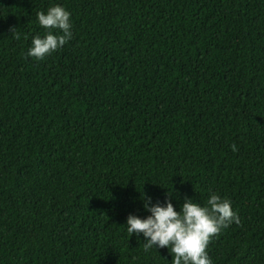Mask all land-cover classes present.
Listing matches in <instances>:
<instances>
[{
    "label": "trees",
    "instance_id": "1",
    "mask_svg": "<svg viewBox=\"0 0 264 264\" xmlns=\"http://www.w3.org/2000/svg\"><path fill=\"white\" fill-rule=\"evenodd\" d=\"M211 192L212 264H264V0H0V264H171L128 215Z\"/></svg>",
    "mask_w": 264,
    "mask_h": 264
},
{
    "label": "clouds",
    "instance_id": "2",
    "mask_svg": "<svg viewBox=\"0 0 264 264\" xmlns=\"http://www.w3.org/2000/svg\"><path fill=\"white\" fill-rule=\"evenodd\" d=\"M70 12L61 5L50 6L47 11L36 13L38 23L47 29L43 37L32 38L27 55L36 60L62 48L72 38ZM14 31V28L12 29ZM55 31V34H54ZM19 39V33H15ZM232 150L237 151L235 144ZM144 207L151 213L147 218L129 214L126 225L130 235L143 233L146 243L144 251L153 246L167 247L172 255L171 264H212L207 248L214 236L232 222L240 219L227 197L211 192L205 205L185 198L180 211L170 200L165 205L151 204L150 197L143 194Z\"/></svg>",
    "mask_w": 264,
    "mask_h": 264
}]
</instances>
